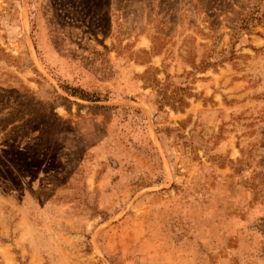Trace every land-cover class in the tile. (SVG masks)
<instances>
[{
  "label": "rangeland",
  "instance_id": "obj_1",
  "mask_svg": "<svg viewBox=\"0 0 264 264\" xmlns=\"http://www.w3.org/2000/svg\"><path fill=\"white\" fill-rule=\"evenodd\" d=\"M0 264H264V0H0Z\"/></svg>",
  "mask_w": 264,
  "mask_h": 264
},
{
  "label": "trees",
  "instance_id": "obj_2",
  "mask_svg": "<svg viewBox=\"0 0 264 264\" xmlns=\"http://www.w3.org/2000/svg\"><path fill=\"white\" fill-rule=\"evenodd\" d=\"M82 97H83L82 99L85 100V96H82Z\"/></svg>",
  "mask_w": 264,
  "mask_h": 264
}]
</instances>
